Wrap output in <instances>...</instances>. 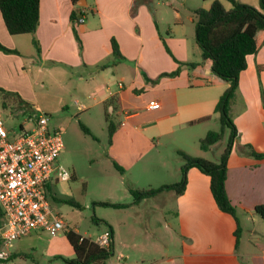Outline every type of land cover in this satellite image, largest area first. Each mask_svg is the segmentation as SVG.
Listing matches in <instances>:
<instances>
[{
	"label": "crops",
	"instance_id": "0c3cea01",
	"mask_svg": "<svg viewBox=\"0 0 264 264\" xmlns=\"http://www.w3.org/2000/svg\"><path fill=\"white\" fill-rule=\"evenodd\" d=\"M189 1L85 0L77 9L71 0H41L36 33L19 36L9 34L0 12V43L18 52L0 51V88L8 92L4 107L9 101L27 111L25 104L41 110L31 104L40 105L36 87L44 70L49 78L54 73L79 76L84 89L91 90L83 111L104 106L120 117L118 127L110 123L114 135L108 157L129 178V194L178 184L185 163L181 153L206 159L203 153L222 145L201 150L200 141L207 135L201 137L198 132L218 118L216 106L229 88L213 73L212 62L203 59L196 41L195 11L209 10L212 1L201 0L197 9L188 7L190 15L185 16L182 7ZM74 10L79 12L76 22L71 20ZM81 16L83 23H79ZM113 40L121 57L113 53ZM247 62L231 106L238 137L228 159L226 180L227 195L242 229L238 244L236 219L217 206L210 177L193 167L182 194L167 189L139 203H113L125 205L114 208L125 216L130 210H141L143 204H156L155 211L145 215V224L150 214L158 213L162 218L159 229L167 233L147 229V235L138 238L129 228L127 239L120 237L125 232L120 223L110 221L97 236L106 231L112 234V255L104 264H264V221L254 213L256 206L264 204V157L251 155L248 148L264 155V46L248 56ZM176 71H180L178 76H162ZM152 101L160 109L150 110ZM1 215L2 210L0 226ZM42 232L18 241L27 238L40 244ZM140 240L150 246L145 249L165 252L146 257ZM68 243L72 254H66L74 258ZM18 250L12 249L10 261L18 257Z\"/></svg>",
	"mask_w": 264,
	"mask_h": 264
},
{
	"label": "rangeland",
	"instance_id": "374dc122",
	"mask_svg": "<svg viewBox=\"0 0 264 264\" xmlns=\"http://www.w3.org/2000/svg\"><path fill=\"white\" fill-rule=\"evenodd\" d=\"M219 1L227 8H231V5L225 0ZM238 1L259 8V0ZM203 2L190 0L185 7H182L185 16L190 15L188 7L197 9V7H201L198 5H202ZM191 15L193 16V13ZM188 25L193 26L191 22H188ZM43 81L47 84L44 85ZM84 85L79 80V76L70 78L67 74L54 73L53 78H49L48 72L44 70L43 74H40V80L36 87L35 97L40 105L31 104L40 108L41 114L49 117L51 130L59 129L63 132L64 150L58 164L70 174V180L52 184L49 201L53 210L66 221L73 231L78 230L80 235L92 240H95L99 233L106 229L110 221L120 223V226L125 230L120 237L123 236L127 239L129 228L135 230V236L138 238L147 235V229L166 234L165 229H159L162 218L158 213L150 214L151 220L149 219L145 224L147 222L145 215L155 211L156 204H143L141 210H130L126 216L124 211L118 215V211L114 207L102 205V203L131 205L135 199L127 191L131 187L129 178L124 177L108 157L111 139L109 126L110 123H114L118 127L120 117L117 113L108 112L104 106L80 111L76 102H79L80 106L86 104V95L91 92L86 87L84 89ZM76 88L81 89L76 91ZM3 99L0 97V116L6 127L19 130V127L23 125L25 129H31L34 125V121L28 119L31 107L26 108L29 109L27 111L9 101L7 107H4ZM84 128L88 129L90 133H86ZM220 129L219 117H215L207 123L205 130L198 133L204 137L209 132H218ZM227 133L229 134V131ZM221 144L214 151L205 152L201 156L210 161L219 162L221 152L226 146V140ZM53 196H56V199ZM69 200L79 204L81 209L67 203ZM172 209L173 206L168 207L167 210L171 211ZM123 219H126L127 222ZM65 233L66 231H63L57 235H51L42 232L39 237L40 244L29 240L25 241L29 237L22 239L23 241H16L7 251L11 253L13 248L16 250L18 248V257L8 263L0 261V264H65L64 259H69L66 253L69 251L72 254ZM56 236L58 238H54ZM140 245V250L150 248V246H145L143 240H140ZM164 252L165 249H145L144 255L153 257L162 255ZM138 253L140 252L138 251ZM109 264L111 263L109 262Z\"/></svg>",
	"mask_w": 264,
	"mask_h": 264
},
{
	"label": "trees",
	"instance_id": "16d2710c",
	"mask_svg": "<svg viewBox=\"0 0 264 264\" xmlns=\"http://www.w3.org/2000/svg\"><path fill=\"white\" fill-rule=\"evenodd\" d=\"M71 1L77 9H81L79 7L81 0ZM204 1H212V5L209 10L198 9L195 11L196 41L202 51L203 59L212 62L213 73L227 82L229 88L222 95L215 109L221 123V129L218 132H209L200 141V148L203 151H209L211 147L225 140L226 146L219 162L193 158L181 153L185 163L178 184L157 189L131 190V195L134 197L135 202L139 203L167 189H173L177 194H182L187 186L188 171L193 167L198 168L210 177L211 193L219 209L236 219L238 244L242 229L239 224L237 210L232 205L226 191L228 159L238 137L237 127L231 116V106L238 90L239 76L247 69L248 56L256 55L264 46V0H259V8L243 4L238 0H225L231 5L230 9H227L219 0ZM40 3L41 0H0V12L11 36L33 35L36 33L40 23ZM78 16L79 12L74 10L71 20L76 22ZM35 45H38L36 41ZM112 47L114 55L121 57L119 46L115 40L112 42ZM0 51L7 54H18L16 50L8 49L1 43ZM179 73L180 71H176L162 76L174 77L178 76ZM0 94L4 96L5 100L7 99L8 92L4 89L0 88ZM25 107L28 108V105L25 104ZM84 130L86 133H90L88 129L84 128ZM109 130L111 143L114 135L111 124ZM227 131H229V134ZM248 148L251 155L257 158L264 157V155L257 154L252 148ZM114 165L118 171L123 173L121 167L116 163ZM51 193L52 188L49 187V198ZM53 197L56 199V196ZM67 203L81 209V206L72 200L67 201ZM102 205L114 208L125 207L123 204L102 203ZM254 213L264 221V204L256 206ZM66 237L74 249L75 257L64 259L65 264H104L112 255L111 249L100 248L92 239L84 237L81 241L83 236L74 231L67 232Z\"/></svg>",
	"mask_w": 264,
	"mask_h": 264
},
{
	"label": "built area",
	"instance_id": "2783aa9c",
	"mask_svg": "<svg viewBox=\"0 0 264 264\" xmlns=\"http://www.w3.org/2000/svg\"><path fill=\"white\" fill-rule=\"evenodd\" d=\"M84 20L81 16L79 23ZM149 109L158 110L160 104L152 101ZM30 111L28 119L34 121L31 129L23 125L19 130L8 129L0 116V207L4 218L0 226V261L3 262L9 261L11 253L7 249L14 242L35 231L51 235L71 231L55 213L48 197L53 183L70 180V174L58 164L64 150L63 132L51 130L49 117L41 114V110ZM93 242L110 250L112 234L106 231Z\"/></svg>",
	"mask_w": 264,
	"mask_h": 264
},
{
	"label": "water",
	"instance_id": "95a60500",
	"mask_svg": "<svg viewBox=\"0 0 264 264\" xmlns=\"http://www.w3.org/2000/svg\"><path fill=\"white\" fill-rule=\"evenodd\" d=\"M85 4V0H81L80 2H79V5L80 6H83Z\"/></svg>",
	"mask_w": 264,
	"mask_h": 264
}]
</instances>
